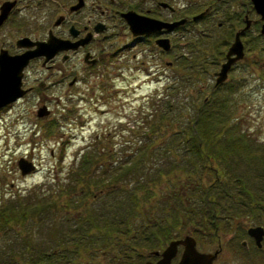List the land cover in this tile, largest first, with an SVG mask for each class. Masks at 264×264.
I'll return each mask as SVG.
<instances>
[{
    "label": "rangeland",
    "instance_id": "obj_1",
    "mask_svg": "<svg viewBox=\"0 0 264 264\" xmlns=\"http://www.w3.org/2000/svg\"><path fill=\"white\" fill-rule=\"evenodd\" d=\"M60 1L63 0H25L17 3L0 27V49H7L9 53L17 51L14 42L21 36L43 40L48 29L57 33L59 28L53 27L55 25L52 23L56 17L62 18L59 15ZM159 2L166 3L171 10L162 7ZM207 2L208 0H85L83 15L91 13L97 17L95 8L98 4L100 8L107 9L110 17L113 16L114 22L108 24V38L103 44L112 43L111 48L108 45L105 49L117 50V54L98 66L94 65L93 71H89L81 62L80 53L73 55L66 63H60L59 56L52 59L53 56L44 65L42 57L32 58L28 62L23 69L22 88L32 86L33 91L0 107V201L10 202L16 197L22 201L50 195V202L59 204L65 194V177L71 175L68 173L69 169L76 165L84 151L92 152L91 143L95 140L99 141L95 143L97 147L102 145L113 151L114 160L134 162L137 156L134 145L141 140L140 135L135 132L139 129L142 131L140 127L145 129L147 119H151L152 123L158 121L165 111L161 106L157 110L158 104H163L171 96L172 103H176L172 115L177 119L178 129L182 126L185 129L178 119L185 121L186 116H190L195 129L192 134L195 136L202 134V138L203 134H220L217 144L206 149L210 156L204 155L197 159L198 164H203V168L200 167V171L196 173L197 185L202 187L211 183L212 189L214 186L218 187L214 169L220 174L217 179L225 180L226 177L221 176L225 159L226 162L230 159L236 161L234 172L240 174L237 177L241 181H236L234 175H229L231 178L226 181L231 183L228 185V193L233 197L232 200H217L218 193L211 191L212 197H216L212 201L216 204V210L214 212L212 209V214L203 218L206 226H194L189 222L190 217L178 211L179 225L174 237L180 238L184 234L192 236L201 251L212 250L219 237L222 244L226 241L213 264H241L242 261L243 264H264V250H243L236 243L240 236L236 238L231 232L233 228L238 229L237 223L240 220L264 227V176L261 178L258 173H254L255 169L261 170L264 166V33L259 34L261 27L257 25H251L249 31H246L248 37L250 33L257 36L258 41L254 40L259 46L257 55L252 54L254 42H250V38L248 42L244 33L239 36L243 43V59L233 65L231 70L228 69L227 79L223 83L214 85L215 77L212 72L218 71V63L225 61L223 54L233 41L236 29L243 27L244 23L242 13L226 17L219 8L216 15L211 10L201 18L190 19ZM92 3L94 8L90 10ZM250 4L248 0H243L241 7L246 11L245 17L249 20L259 18ZM173 8L174 12L171 13ZM230 9L235 8L228 7ZM127 10L165 22L182 17L186 20L171 30L161 28L159 33L151 32L157 33L156 39H167L168 49L161 51L162 48L152 41L133 42L132 37L135 35L129 31L120 15ZM222 20L226 24L222 23L221 27H217L216 23ZM155 64H158L162 76L152 79L145 76V67ZM60 67L64 71L70 69L66 77L62 76ZM74 75L77 77L76 83L68 87ZM42 105L48 113L37 116V109ZM181 105L186 108H181ZM181 110L185 111L181 114ZM152 137L156 141L152 144L153 150H156L155 153L160 152L165 147L158 144L160 133L155 130V136ZM207 138L201 140L205 142ZM142 140L145 144L150 142L149 138ZM176 142L179 145H172L168 151L171 157L180 162L177 163L178 169H186L192 155L188 152L180 158V150L182 147H190L188 144L181 145L178 139ZM211 148L225 149L223 160ZM168 151L162 154L167 156ZM20 157L30 161L34 170L21 175L16 165ZM154 157L153 153V159ZM239 183H243L246 191L238 189ZM44 191L47 192L46 195L43 194ZM188 207L190 206H185L184 209ZM144 209L148 210L147 207ZM52 213L51 217L55 219L63 212ZM67 213L69 214L64 216L66 221L61 217L57 219L58 225L62 221L61 226L66 230L81 229L82 226L77 224L79 216L76 217L72 210ZM39 217H35L34 222L13 225L14 229L22 232V240L18 239L21 234H16L13 229L0 231V264H87L91 259H99L101 264H114L107 252L102 253V248H95L99 251H81V255L78 254L75 258L77 263L68 262L74 255L70 252L51 251L59 250L58 243L47 242V234L38 228L42 215ZM225 217L231 218L232 228L223 225ZM46 223L49 225V222ZM28 230L30 233H26ZM28 234L31 235L30 245L36 244L29 255L28 250L27 254L22 252V241ZM223 234L225 240L222 238ZM42 240L47 242V248L37 245ZM166 243L165 241L163 244ZM260 245L264 247V239ZM40 252H48V257L39 256L41 258L38 261Z\"/></svg>",
    "mask_w": 264,
    "mask_h": 264
},
{
    "label": "trees",
    "instance_id": "obj_2",
    "mask_svg": "<svg viewBox=\"0 0 264 264\" xmlns=\"http://www.w3.org/2000/svg\"><path fill=\"white\" fill-rule=\"evenodd\" d=\"M230 14L227 12L224 15ZM168 98L165 100L166 102L158 104L156 108L159 110L158 108L161 106L162 110H165L158 121L152 123L151 119H147L144 125L145 129L140 127L143 130L139 129L135 132L140 135L141 140L137 145H134L135 154H137L134 162L124 161V159L114 160L112 158L113 151L106 146L99 145L97 147L96 144L99 141L93 139L95 141L91 143L92 145L90 144L92 152L89 153L91 154L87 150L84 151L76 165L69 169L68 173L71 175L65 177L66 183L64 184L65 189H63L65 194L59 204L51 203L50 195L35 196L22 201L17 197L10 202L1 200L0 231L5 232L13 229L16 234H21L18 239L22 240V232L14 229L13 225L34 222L35 217L42 215V221L38 224V228L45 231L47 241L55 240L59 249L75 248L83 252H92V249L102 248L108 255L118 260V257L124 258L125 254L131 253L133 248H143L142 245L133 243L134 241H158L160 239L165 242L175 238L179 225L178 211L186 214V217H190L189 222L194 226H198V224L206 226L203 218L212 214V209L214 212L216 210V204L212 203L216 197H212L211 194L218 193L217 200L220 199L223 202L232 200L233 197L228 193L230 190L228 185L231 183L226 181L231 178L229 175H234L237 181L240 178L237 176L240 174L234 172L236 170L234 168L237 167L235 166L236 161L230 159L226 162L225 159L224 172L221 174L226 177L225 180L217 179V175L220 176V174L217 169H214L218 187L214 186L212 189L211 183L202 187L197 185L196 173L200 171V167L203 168V164L201 162L198 164L197 159L204 155L210 156L209 153H206V149L212 144H217L220 134H203V139L208 138L205 142L202 141V134L197 136L192 134L195 129L190 116H186L185 121L178 119L188 131L183 130V126L178 129L177 119L172 115L176 109V103H172L171 96ZM181 111L182 114L185 110ZM155 130L161 135L158 144L161 143V146H165L156 153L152 146L156 143L152 137L155 136ZM143 138H149L150 142L145 144ZM177 139L181 145L187 146L186 144H188L190 147L188 149L182 147L180 150V158H183L184 154L188 152L192 155L187 162L186 169H178L177 163L180 164V162L175 157H171L169 152L172 145H179L176 142ZM210 150L216 155L220 154L223 160L225 149L214 150L211 148ZM163 152L165 154H162ZM153 153L155 154L154 159ZM254 173H258L262 178L264 166L261 170L255 169ZM58 185L57 183L56 186ZM238 189L246 191L243 183H239ZM43 194L46 195L47 192L44 191ZM185 206L190 207L184 209ZM145 207L148 208L147 211L144 209ZM51 210L62 211L63 213L59 216L64 221H66L64 216H67L69 214L67 212L72 210L77 215L76 217L79 216L77 224L82 228L79 230L62 228L63 222L60 221L61 225H58L59 222H57L60 217L55 219L51 217L53 214ZM183 210L187 211L183 212ZM197 217L201 219L199 220ZM46 222H49V225ZM26 233H30V231L28 230ZM30 236L28 234L27 238H23L22 241V252L27 254L28 250V255L31 253L32 247L36 246V244L30 245ZM45 242V240L39 241L37 245L41 244L43 248H47ZM112 250L114 251L112 252ZM42 253H38V261L41 258L39 256L45 257V254ZM120 262L122 263V261ZM134 262L135 259L132 257L131 264H135Z\"/></svg>",
    "mask_w": 264,
    "mask_h": 264
},
{
    "label": "flooded vegetation",
    "instance_id": "obj_3",
    "mask_svg": "<svg viewBox=\"0 0 264 264\" xmlns=\"http://www.w3.org/2000/svg\"><path fill=\"white\" fill-rule=\"evenodd\" d=\"M4 1H7V0H0V5ZM23 1H25V0H15L13 7L9 10L6 18L0 24V27L8 19L10 13L12 12L13 8L16 7L17 3H20V2L22 3ZM27 1H32V0H27ZM41 1H45V0H41ZM80 1H81V6L78 9H71V6H73L75 3H77V0L60 1V4H59L60 14L59 15H61L62 18L57 25L53 26L55 28H59V30L57 31V33H53V32H51V33L53 35H55L56 37H59L63 40H68L69 42H74V41H77L81 38H84L85 41L82 44H79L75 49H66V50H62V51L57 52L52 59L59 56V58H60L59 62L60 63H66L71 59V57H73V55L80 53L81 62L85 64V67H87L89 71H93L92 67L94 65L98 66L105 59L110 60L111 57H115L117 54V50H115V51L110 50L109 51V49H105L108 45L111 48L112 43L111 44L110 43L103 44L106 41V38H108L106 35V31L109 28L108 24L113 23L114 18L112 15H111V17L108 15V11L105 7L100 8V6L98 4H96L97 8H95L97 15H98L97 17H96V14L93 15L91 13H88L87 15H83L82 10L85 8V0H80ZM112 1L113 0H110V2H112ZM39 2L40 1H38V3ZM202 6H203V4H202ZM241 6H243V0H208L206 5L204 4V8L202 10H205V9L206 10L201 17L205 16L211 10H213L212 13L216 15V13L218 11L217 9L219 8L220 12H223V13L229 12V13H231L230 15H232V14L235 15L236 13H239V14L242 13V19H243V23H244V17L247 14H246V11L245 12L243 11ZM214 7L216 9H214ZM228 7H234L235 9L228 10ZM93 8H94V6L92 3L90 5L89 9L92 10ZM224 8H226V9H224ZM172 12H174V8L172 9L171 13ZM118 14H119V12H118ZM140 14H142V13H140ZM201 17H199V18H201ZM226 17H228V16L226 15ZM222 23L226 24L225 20L218 21L216 23L217 27H221ZM251 25H257V26L261 27L262 25H264V22H262L259 18L253 19V20L250 19L249 27L247 29H245L244 31H242V33L240 35L243 36V33H244L248 37V32L246 33V31H249ZM238 29H240V28H238ZM238 29H236V31ZM51 31H52V29H51ZM157 33H159V32H157ZM157 33L133 36L132 40L135 43L141 42V41H145V42L152 41L154 43L155 39L157 38V35H156ZM254 34L255 33H250V37H248V42H249V38H250V42H252V41L254 42V46H253L254 51H252V54L257 55L259 47H258V42L254 41V40H257V36ZM259 34L263 35V33H260V32H259ZM21 51H23V49L17 48V51L11 52V54L12 53H19ZM161 51H163V50H161ZM223 57L225 60V53L223 54ZM255 58H256V56H255ZM242 59H243V57L241 59L235 61L234 63H232L229 70H231L233 65L241 62ZM222 62L223 61L219 62L218 66H220V64ZM42 65H44V63ZM157 65L158 64L151 65V66L148 65L147 67H145V69H144L145 74L144 75L150 76L151 79L154 77L159 78V76H162V71L158 69ZM60 69H61V67H60ZM69 70L70 69H65V71H64L63 69H61L62 76L66 77L69 73ZM213 72H212V75H214ZM226 76H228V72H227ZM72 79H74V81L71 83V85H68V87H72L73 83H76L77 77L74 75L72 77ZM226 79H227V77H226ZM25 89H26L25 93L33 91L32 86L25 87ZM206 100H207V97L204 98V102ZM230 220H231L230 217L223 218V225L228 227L229 229L232 228V224H231ZM212 223H214V222H212ZM251 226H258V225L247 224L244 221L240 220L237 223L238 229H236V230H234L235 228L232 229L231 232L233 233V235L236 238H239V236H240V239L237 240V242H236L237 245H239L243 250H249L250 248L256 249V250H264V247H262L261 245L257 246L255 243V238L248 234L247 229ZM262 228H263V232H264V227H262ZM184 235H182L180 238H182ZM180 238H171L170 240L166 241L167 243L165 245L163 244L164 242L162 243V240L161 241H159V240L158 241L157 240H152V241L151 240H137V241H134L133 243H136L137 245L140 244L143 246V248H133V249H131L132 254L128 252L129 254H127V255L125 254L124 258L118 257V260H115L113 258V256H111V260H113L114 264H119V263H121L120 261H122L123 264H131V259H132V257H134V259H135L134 263L135 264H145L146 262L155 263L156 261H158L162 257V251L167 246L169 241L175 240V239H180ZM222 238L225 240L224 234L222 235ZM263 239H264V233L262 235L261 242H263ZM229 241H235V240H229ZM47 242L49 244H57L56 241H52V240L47 241ZM47 242H45V243H47ZM225 242H223V244ZM223 244H222L221 238L220 237L217 238L216 246L214 248H212V250L218 248V253H217L215 259L211 262V264H213L214 261H216V259L220 255L222 248H223L222 247ZM195 247L200 252L212 251V250H207V251L199 250L197 248L196 241H195ZM95 250L99 251L98 249H95ZM51 251H53V252L61 251L63 253L64 252H70L72 255H74V257H71L69 259L68 262H70V263H77L78 260L75 258L78 254L81 253L80 249H75V248L74 249H71V248L70 249H59L58 251H56V249H52ZM101 251H102V253L105 252L104 250H101ZM113 251L114 250H112V252ZM182 251H183V246L180 244L176 245L175 254L170 259L169 264H177L179 262ZM252 251H254V250H252ZM43 253L45 254V258L48 257V252H43ZM104 255H106V254H104ZM104 255L102 256L103 258H105ZM250 258H251V256H250ZM243 263L244 262L242 261L241 264H243ZM87 264H101V260L91 259V260H89V263H87Z\"/></svg>",
    "mask_w": 264,
    "mask_h": 264
},
{
    "label": "water",
    "instance_id": "obj_4",
    "mask_svg": "<svg viewBox=\"0 0 264 264\" xmlns=\"http://www.w3.org/2000/svg\"><path fill=\"white\" fill-rule=\"evenodd\" d=\"M249 1L254 12L258 14L259 19L264 21V0ZM14 3L15 0H7L0 5V24L6 18ZM80 5L81 1L77 0V4L71 6V9H76ZM159 5L167 7L171 10V7L166 3L159 2ZM203 13L204 11L192 16L191 19L195 20L199 18ZM120 15L125 21L129 31L135 36L148 34L154 31L158 32L161 28L171 30L182 24L185 20L184 18H180L171 22H165L131 10L121 12ZM60 20L61 17L58 16L52 24L57 25ZM249 24L250 20L245 17L244 26L235 32L233 41L230 43L225 53V61L220 64L218 71L214 73V85L221 83L225 79L226 73L231 64L242 57L243 46L239 35L244 29L248 28ZM260 33H264L263 25L261 26ZM84 41L85 39L81 38L77 41L69 42L68 40L56 37L50 30H48L46 38L43 40L31 39L28 36H21L20 38H17L14 42L16 48L24 49L20 53L10 54L6 49H0V107L16 100L26 92V89L22 88L21 78L23 76L24 67L32 58L42 57L43 64L51 59L57 52L66 49H75ZM155 44L163 50L168 49V41L165 38L156 39ZM73 81L74 79H72L68 85H71ZM47 113L48 110L44 105H42L39 109H37L36 115L43 116ZM16 165L21 175L34 170V165L23 157H20L17 160ZM247 231L249 235L255 238L256 245L260 246L262 235L264 233L263 228L261 226H251L247 229ZM178 244L183 246V251L177 264H211L218 253V248L208 252L198 251L195 247L194 238L190 235H184L180 239L169 241L167 246L162 251V257L158 261L155 263L146 262L145 264H169L170 259L175 254V247Z\"/></svg>",
    "mask_w": 264,
    "mask_h": 264
}]
</instances>
